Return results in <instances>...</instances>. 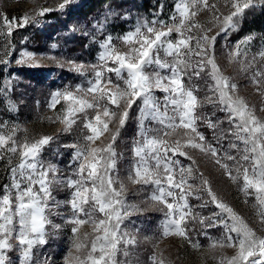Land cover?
I'll list each match as a JSON object with an SVG mask.
<instances>
[{
    "label": "snow or ice",
    "instance_id": "snow-or-ice-1",
    "mask_svg": "<svg viewBox=\"0 0 264 264\" xmlns=\"http://www.w3.org/2000/svg\"><path fill=\"white\" fill-rule=\"evenodd\" d=\"M73 2L60 0L58 10ZM250 7L253 0H175L167 20L159 19L157 14L151 19L138 17L127 32L105 36L98 44L100 51L94 64L27 50L19 53L17 65L38 68L42 59H51L57 67L87 77V86L58 89L48 103L52 110L62 105L54 118H48L49 122L62 123L68 132L83 120L86 134L82 143L65 145L75 150L70 161V167H75L68 176L61 177L56 165L42 159L52 136L17 140L21 130L18 125H0V160L10 166L11 177L0 194V264H10L7 253L13 250L19 252V264H33L34 249L47 244L49 226L53 230L61 227L51 217L61 215L57 209L63 204L71 212L66 223L72 225V247L80 253H70V262L126 264L118 256L129 255L128 246L137 244L139 229L130 231L122 226L129 217L146 211L127 200L126 185L116 170L113 145L130 116L136 120L137 135L126 178L141 185V190L150 187L151 194L141 203L159 205L158 210L163 212L154 247L164 238L175 237L199 250L201 245L190 235L193 224L198 223L202 229L224 230L222 239L211 241L209 251L234 250L231 256L214 257L217 264H264V117L238 95L237 83L223 74L215 55L217 36L235 30ZM55 10L39 7L33 13L11 18L0 10V33L10 38L14 29L26 27L34 16ZM202 12L208 13L206 23L197 19ZM97 26L102 30L99 22ZM252 39L249 35L236 41L227 57L264 97V48L250 56L248 45ZM4 56H0V63L8 64ZM189 70L191 75L199 77L207 72L210 77L203 98L196 95L197 89L186 85L185 76L191 79ZM11 85V78L5 80L0 92L10 90ZM205 104L213 105L225 117L213 120L215 110L211 114L200 111ZM9 110H15L11 103ZM259 111L264 112V106ZM225 120L228 127L220 128ZM200 124L213 131L219 147L207 140L199 130ZM105 134L107 142L94 146ZM224 140L228 141L226 148ZM189 150L210 159L244 195L245 203L253 201L261 234L219 198ZM14 156L19 163L11 166ZM179 157L190 163H182ZM54 185L70 190L66 201L53 197ZM189 197L201 200L200 207L211 204L218 211L201 216L192 210ZM85 225L92 231L81 237ZM150 259L152 264H165L155 252Z\"/></svg>",
    "mask_w": 264,
    "mask_h": 264
},
{
    "label": "rangeland",
    "instance_id": "rangeland-1",
    "mask_svg": "<svg viewBox=\"0 0 264 264\" xmlns=\"http://www.w3.org/2000/svg\"><path fill=\"white\" fill-rule=\"evenodd\" d=\"M86 1L74 0L64 10H58L60 0H35V2L33 0H0V10L9 17L10 15L20 16L24 13H33L39 7L57 9L42 17L34 16L33 21H30L26 27H22L25 28L23 32L17 33L22 28H16L10 38L0 33V56H4L5 51H7L8 55L4 58L10 61L8 64L0 63V85L5 80L12 79L11 89L0 92V125L4 122H7L9 126L18 125L21 130L17 133V140L25 136L30 141L45 135L52 136L53 141L43 149L42 159L47 163L56 165L61 177L68 176L71 168L75 167V165L70 167V161L75 150L65 147V145L82 143V137L86 134V130L82 128L83 120H79L68 132L63 130L64 125L62 123L49 122L48 118H54L62 105H57L56 109L52 110L48 107V103L51 94L58 89L74 88L78 84L87 86V77L71 72L67 67L59 68L51 59H42L40 61L41 67L38 68L17 65L15 60L18 58L19 53L27 50L38 55L63 57L85 64H94L100 51L98 44L105 36L111 34L115 37L127 32L133 27L138 17L151 19L154 14H157L159 19L167 20L172 14V12L167 14L157 10L151 16H148L139 14L133 6L125 10L116 6L104 10L98 9L87 16L77 17L75 11ZM262 3H264V0H253V7L247 9L244 16L240 18L236 31L240 30V25L247 14L252 9L258 8ZM221 11L227 12V9L221 8ZM56 12L57 15L52 16ZM197 19L201 23H206L208 13L202 12ZM97 22L102 25V30L97 26ZM122 27L125 28L124 31H120ZM215 31L214 29L213 34H215ZM233 31L229 30L227 33H221L217 36L215 45L216 61L223 74L233 78L237 83L238 95L243 97L250 105L256 107L257 115L264 117V112L259 111L264 106V97L250 84L247 75L239 71L238 65L234 62L229 63L227 57V52L233 47L234 43L249 35L253 37L248 45L250 56L264 48V30L253 34L243 32L241 35H232ZM52 45H56V47L53 48ZM202 73L203 75L207 74V72H201L200 75ZM89 76H91L90 70ZM198 85L205 86L208 89L204 76L200 78ZM198 85H194L195 89H198ZM157 95L159 96L161 93H157ZM9 103L14 106V111L9 110ZM135 111L134 106L132 112L135 113ZM216 112L220 111L215 110ZM223 114L225 116V113ZM222 117L219 116L220 119ZM136 135L137 123L135 118L130 116L127 125L121 130L113 145L117 152L116 170L126 185L127 200L146 209L143 213L133 215L124 221L122 227H127L130 231L139 229L136 233L137 244L128 246L129 255L127 257L118 256V259L126 261V264H152L150 257L155 252L159 258L165 260V264H217V259H214V257L233 255L234 250L231 248L209 251L208 246L211 241L222 239L224 230L222 227L202 229L198 223L193 224L194 231L190 235L201 245L199 250L192 249L188 244L175 237L164 238L159 242L158 247H154L155 237L160 234L159 225L163 219V212L158 210L161 206L151 205L150 202L141 203L151 194V188L147 187L141 190V185L133 184L126 178L132 160V143ZM107 138L108 134H105L101 141H97L94 146L107 142ZM189 152L195 157L200 171L210 181L219 198L228 203L251 227L258 231V234H261L258 218L251 206L253 201L249 199L248 203H245L244 195L238 191L237 187L226 178L210 159L197 151L189 150ZM179 159L186 165L190 163L183 157H179ZM18 163L19 158L14 156L11 166ZM9 173L10 166L4 160H0V194H2L4 185L10 183ZM52 195L56 200L66 201L70 196V190L66 187L62 188L54 185ZM189 203L192 210L201 216L207 217L218 211L211 204L207 207H200L202 201L192 197H189ZM57 211L61 215L52 216L51 219L61 227L58 230H53L49 226L47 244L34 249L33 264H38V262L39 264H45V261L46 264H75L74 261L70 262L69 254L71 253L72 256L80 255L72 247V225L66 223V219L71 215L69 206L63 204ZM191 223L193 222L190 221ZM91 231V227L85 225L81 228L79 235L83 237L85 233ZM205 232L207 235L204 234ZM146 237L148 239H145ZM12 243L18 247L15 239ZM7 255L10 264H19L18 251L13 250Z\"/></svg>",
    "mask_w": 264,
    "mask_h": 264
},
{
    "label": "trees",
    "instance_id": "trees-1",
    "mask_svg": "<svg viewBox=\"0 0 264 264\" xmlns=\"http://www.w3.org/2000/svg\"><path fill=\"white\" fill-rule=\"evenodd\" d=\"M175 0H87L83 5L79 7L75 11V15L77 17H83L87 16L89 14H92L96 10L105 9V8H113V7H120L123 10L127 9L128 7L133 6V8L139 12V14L148 15L151 16L155 11L166 12L167 14H170L173 10V4ZM56 13H53L52 16H56ZM244 16V14H243ZM12 16L10 15V18ZM116 21V20H114ZM20 30V29H17ZM25 28H22V30L17 31L23 32ZM125 28L122 27L120 31H124ZM264 30V3L260 4V6L256 9H252L249 14H247L246 18L243 19V22L240 25V30L236 31L234 30L232 35H241L243 32H247L248 34L258 33V31ZM189 76H191V79L188 78V76H185V83L189 87L195 88V84L198 85V81L200 78L204 76V80L206 85H209L210 77L208 74L203 75V73L197 77L194 75H191V70H189ZM198 89L196 91V95L198 97L203 98L207 93V88L205 86L198 85ZM218 107V106H217ZM213 105L211 104H205V106L200 109V111L204 113L211 114L213 112ZM219 116H223L221 119H223L225 116L222 112H216L214 116H212L213 120L220 119ZM220 128H227L228 123L225 120L224 123L220 124ZM199 130L204 133L207 140L214 145H216V140L213 137V131L205 127L203 124H200ZM219 131V129H217ZM224 147H227V140L222 141ZM219 147L220 145H216Z\"/></svg>",
    "mask_w": 264,
    "mask_h": 264
}]
</instances>
